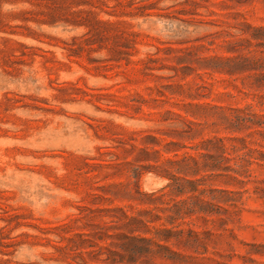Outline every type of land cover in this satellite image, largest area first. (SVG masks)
<instances>
[{
  "label": "rangeland",
  "instance_id": "obj_1",
  "mask_svg": "<svg viewBox=\"0 0 264 264\" xmlns=\"http://www.w3.org/2000/svg\"><path fill=\"white\" fill-rule=\"evenodd\" d=\"M0 264H264V0H0Z\"/></svg>",
  "mask_w": 264,
  "mask_h": 264
}]
</instances>
